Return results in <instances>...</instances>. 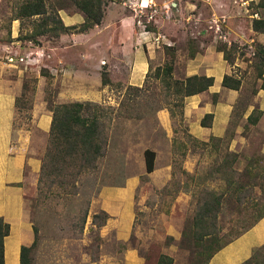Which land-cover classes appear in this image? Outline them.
<instances>
[{"label":"rangeland","instance_id":"1","mask_svg":"<svg viewBox=\"0 0 264 264\" xmlns=\"http://www.w3.org/2000/svg\"><path fill=\"white\" fill-rule=\"evenodd\" d=\"M18 1H4V13L0 11L1 25L5 27L2 39L8 44H22L23 48L18 51L27 52L31 41L27 44L19 36L31 29V24L26 19L19 25L13 22ZM47 1L55 8L61 7L58 12L83 14L68 1ZM140 1L105 0L103 22L98 28L93 27V33L76 37L74 41L73 34H85L92 29L67 33V38L64 34L40 36L38 43L32 42L44 51L39 66L4 67L2 61L5 60L0 57V72H6V85L13 86L20 80L28 82L25 98L21 99L15 113L16 124L22 123L24 129L35 103L46 102L48 107L57 104L56 92L62 82L51 80L50 67L53 68L54 63L49 61L55 56L72 63V71H77L73 79L81 80V85L73 88L88 90L92 96L88 99V95L79 93L78 98H83L81 102L100 104L105 114L99 116L107 137V145L102 149L104 155L77 183L70 184L68 193L55 186L44 198L38 194L37 183L25 193L27 218L38 229L34 264H126L124 252L130 243L138 247L146 260L156 261V264L163 254L170 255L173 264H206L208 250L205 244L200 245L202 241L196 243L191 233L198 230L194 226L197 212L213 192L223 193L221 210L217 216L209 215L204 219L208 217L211 230L218 227L216 235L221 243L241 233L259 213L264 200V89L261 88L264 72L260 75L264 67H260L256 51L259 44H264V36L250 31L249 16L256 11L254 2L257 0H249L247 6L241 5L239 0H143L157 7V14L147 29L165 35L171 44L159 47L143 42L137 44L143 47L141 51L153 50L154 54L148 60L149 69L141 86H137L128 84L132 56L122 54V44H119L127 40L128 33H121L117 27L118 16L133 15V25L128 26L130 42L136 39L142 30L135 17ZM125 2L130 6L124 5ZM213 19L219 22L223 33L229 32L227 40L219 39L210 28ZM157 20L161 24L159 28ZM64 44L73 45L58 50L53 48ZM208 44H213L214 54L222 53L219 51L222 46L229 48L233 44L230 65L241 85L237 91L230 92L233 107L223 133L200 140L190 131L199 124L201 113L195 111L196 107L189 108L185 99L180 101L172 94L167 95L171 91L168 92L162 81L154 76V70L167 60L164 46H173V73L175 78L183 79L189 58L203 53ZM41 69L47 70L49 76L40 75ZM80 70H86L83 80L78 78ZM102 72L107 78L115 77V81L102 85ZM55 74L62 73L56 71ZM38 86L42 88L39 94ZM99 93L100 101L94 100L93 94ZM222 95V92H207L201 104L207 107L206 102L214 106ZM162 108L170 117L169 134L157 117ZM251 112L258 118L255 124L247 123ZM146 148L156 153L154 169L149 173L144 160ZM167 170H170V176H167ZM133 177L138 180L135 213L141 235L140 239L132 235L123 241L114 230L106 232L104 225H97L101 218L94 223L93 215L101 211L95 199L103 187L122 186ZM84 215L86 220L82 225ZM7 244L9 246V241ZM216 246L215 241L212 247Z\"/></svg>","mask_w":264,"mask_h":264},{"label":"crops","instance_id":"2","mask_svg":"<svg viewBox=\"0 0 264 264\" xmlns=\"http://www.w3.org/2000/svg\"><path fill=\"white\" fill-rule=\"evenodd\" d=\"M4 1L0 0L1 12H3L2 6L4 5ZM152 1L154 2L155 0ZM246 1L249 4V0ZM255 13L260 16L259 11L250 13L251 20L255 18L253 16ZM59 14L64 25H77L83 22L84 19L83 14L80 13L71 14L60 11ZM133 18V15L129 16L126 14L118 16V22L120 23L117 28L121 30V33L124 31L128 33L126 35L127 40L119 42L120 45L122 44V54H129V57L130 55L132 56L131 71L127 76L128 84L141 86L140 83L144 80L145 74L149 69L148 60L154 54L153 50L141 51L140 49H143V47L137 46L136 39L130 42V28L128 26L133 25ZM104 19L105 15L101 22ZM2 20L0 16V57L3 56L4 59L8 51L22 52L18 51V49L23 48V45L8 44L2 39L4 37L3 35H5L3 33L5 31L4 24L1 25ZM13 22L19 25L20 21L19 19H14ZM156 23L159 28L161 25L160 21L157 20ZM98 27V25L95 26V28ZM229 30L236 32L234 28H230ZM250 31L259 37L264 36V34L255 33L252 28H250ZM89 33H93V28L91 32L85 34H73L75 36L72 35L73 41L76 40V37H84L85 35H89ZM226 34L228 35L229 32H226ZM64 35H66L64 38H67V34ZM251 40H254V38H251ZM14 42L12 41L11 43ZM26 43L28 44V41ZM28 45L30 48L29 51H43L39 47H34L31 44ZM59 45L61 46V44ZM59 45L53 48H56V50L64 49L65 47L70 48L73 44H64L63 47ZM133 46H135V50H132ZM212 48L213 44H208L204 48L203 53L189 58L184 67L185 77L198 74L212 76L214 78L213 85L207 91L188 96L184 100L189 108L196 107L195 111L201 113V118L205 113L213 114L209 127L201 126L199 121V124L193 127L194 129L191 128L190 132L195 138L200 140H206L210 135H220L223 133L233 107L230 92L237 91L224 87L221 84L225 74H232V66L224 60L222 53L215 52L214 54ZM49 61L54 63V67H50L52 69V73L50 72L51 80L55 83L62 82V87L56 92L57 103L82 101L83 98H78L80 97L78 95L79 93L80 95H88V99H91L92 96L89 95L88 90H75L73 88V86H79L78 84L81 85V80L73 79L77 71L75 69L72 71V67H70L72 63L70 64L63 57L57 56ZM2 62L4 67H10L4 61ZM56 71L62 74L57 75L55 74ZM78 72V78L81 77L83 80L86 70H80ZM173 75L176 77L175 73ZM6 79V72H0V217L10 225V232L4 239V264H20V247L22 245H29L33 241L32 225L24 209L25 193L28 192V189L31 190L35 187L37 183L38 173L49 135L52 111L48 109L46 102L45 104L37 102L32 107L33 109L31 108L32 111L30 110V120L25 124L26 128H23L24 125L22 123L17 125L15 99L20 93L22 80L18 84L15 82L11 86L5 84ZM38 81L40 84L42 82L41 78ZM38 90H40L37 92L38 94L42 92V88L39 86ZM207 92L211 94L222 92L223 95L214 106L208 105L205 102L207 107H204L201 101ZM100 95L101 93L93 94L94 100L100 101ZM68 96H73V100L71 98L66 99ZM98 96H100L99 99L97 98ZM157 117L160 125L169 134L170 117L168 116L167 110L165 108L160 109L157 112ZM201 118L199 119L201 120ZM166 174L170 176V170H167ZM137 185L138 180L133 177L122 186L103 187L99 192L98 198L95 199V203L100 205V209L108 214V218L104 224V231L109 232L110 230H114L118 239L123 241L128 240L132 235L140 239L141 229L139 224L136 223L135 213V190ZM7 241H9V246ZM25 242L29 243L24 244ZM263 244L264 216L257 220L249 229L239 233L216 251L208 260L207 264H241L252 255L254 249ZM138 250L136 245H131L130 243V247L124 252L126 264H156V261L146 260Z\"/></svg>","mask_w":264,"mask_h":264},{"label":"trees","instance_id":"3","mask_svg":"<svg viewBox=\"0 0 264 264\" xmlns=\"http://www.w3.org/2000/svg\"><path fill=\"white\" fill-rule=\"evenodd\" d=\"M72 3L78 10L83 13L84 19L78 25H64L60 15L59 8H55L49 4L47 0H19L16 5L14 19H19L20 24L28 20L31 24V29L26 30L19 38L25 42L31 41L38 43L40 36L49 33L52 37H59L61 34L71 32L82 33L89 31L96 25H99L105 14V0H65ZM255 3L256 11L260 12L259 18L251 20V28L255 33L264 34V0H257ZM235 46V45H234ZM35 47V46H34ZM40 48V47H39ZM258 61L260 67H264V45H258ZM173 46H164V54L167 60L162 66H158L154 70V76L159 78L165 89L169 92L167 95H173L174 99L183 101L185 97L195 95L207 91L214 83L212 76L206 75H190L183 79H178L173 76V68L175 62V51ZM233 50V44L227 48L222 46L219 51L223 53V58L229 63H232L230 53ZM48 67L47 65L45 66ZM264 71H260L262 75ZM40 75L49 76L47 70H40ZM48 74V75H47ZM114 78H107L105 72H102L101 83L106 85L114 82ZM28 82L22 80L20 93L16 96L15 104L22 103L25 98V91L28 87ZM224 87L238 90L241 85L240 78L233 74H225L221 83ZM264 89V79L262 82ZM24 96V97H23ZM48 107V106H47ZM52 111V120L47 139L44 155L37 178L38 194L46 198L48 193L54 190V187H59L62 192L68 193L70 184H75L83 174L94 167L99 158L104 155L103 148L107 145V137L104 132V124L101 123L100 115H103V106L100 104H91L81 101H73L66 103L51 104L48 107ZM18 110V109H17ZM251 112L247 116V123L255 124L258 118L252 116ZM105 115V114H104ZM213 118L212 113H205L200 120V125L209 127ZM156 153L150 148L144 150V160L146 171L152 172L155 165ZM225 172V171H224ZM213 192L210 199L204 202V205L197 212V220L194 221V226L198 227L195 232L191 233L194 241H202L205 244V249L208 250L206 264L211 256L221 247L227 244L229 240L220 242L218 240V227L211 230L209 227L208 217L205 216L218 215L221 210V200L223 193ZM99 213V212H98ZM93 215L94 223L97 218L101 221L97 223L99 226L105 224L108 214L101 210L100 214ZM264 216V200L261 202L259 213L249 225H246L241 231L249 229L257 220ZM86 220V215L82 218V225ZM33 241L29 245L20 247L19 262L20 264H34V250L38 242V229L32 225ZM10 232V225L2 217H0V264H4V239ZM214 234V236H212ZM218 240V242H217ZM216 247H212V243ZM157 264H173V258L169 255H160ZM241 264H264V244L254 249L252 255Z\"/></svg>","mask_w":264,"mask_h":264},{"label":"built area","instance_id":"4","mask_svg":"<svg viewBox=\"0 0 264 264\" xmlns=\"http://www.w3.org/2000/svg\"><path fill=\"white\" fill-rule=\"evenodd\" d=\"M241 5L247 6L248 3L246 0H239ZM126 6L128 5L126 2L124 3ZM135 10V8H133ZM157 14V7L154 3L144 2L143 0L140 1L139 10L136 13L137 26L141 27L142 30L138 32L136 37V43L139 44L143 42L144 44L152 45L155 47H159L161 45H170L169 39L159 33L154 32L147 29V25L151 23ZM255 18H259L257 13L253 15ZM134 20V19H133ZM221 25L217 20L213 19V24L210 25V28L213 29L216 35H218L219 39L227 40L228 35L221 31ZM229 41V40H228ZM230 42V41H229ZM31 44V43H29ZM147 47H150L148 46ZM44 52L41 50L37 51H27V52H12L8 51L4 57V63L10 67H17L18 65H23L25 68L28 66H39L43 60Z\"/></svg>","mask_w":264,"mask_h":264}]
</instances>
